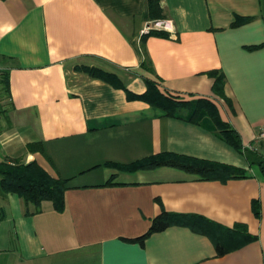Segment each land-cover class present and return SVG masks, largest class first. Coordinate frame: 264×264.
<instances>
[{
    "label": "crops",
    "instance_id": "obj_1",
    "mask_svg": "<svg viewBox=\"0 0 264 264\" xmlns=\"http://www.w3.org/2000/svg\"><path fill=\"white\" fill-rule=\"evenodd\" d=\"M263 1L159 0L158 17L149 0H0V163L67 186L61 212L0 192V264H264V174L195 105L264 158V47L247 50L264 43ZM155 21L166 36L141 35ZM146 82L185 105L139 99ZM163 153L244 175L118 168ZM162 212L179 223L136 240Z\"/></svg>",
    "mask_w": 264,
    "mask_h": 264
},
{
    "label": "trees",
    "instance_id": "obj_2",
    "mask_svg": "<svg viewBox=\"0 0 264 264\" xmlns=\"http://www.w3.org/2000/svg\"><path fill=\"white\" fill-rule=\"evenodd\" d=\"M158 1L159 0H149V3L152 12H157L158 17H160ZM251 19L252 18L236 17L231 26L238 27L248 23L251 21ZM150 33L166 36L158 31H150ZM262 47H264V43L247 47V50L252 51ZM90 74L97 77L102 76V74H100L98 71H93ZM3 78L5 83L6 79L4 76ZM103 78L108 79L107 76H103ZM146 84L148 90L143 96L138 97L139 99L145 100L152 105L163 108L168 114H174L178 107L185 105V102L175 101L161 95L154 88L155 86L152 82H146ZM5 90L7 91L6 83ZM195 105L196 113L210 114L212 118L215 119L217 128L220 130L222 138L237 151L244 154L250 165H257L264 174V158L257 156L252 152V150L244 148L241 145L236 132L229 128L225 123L219 122L216 109L213 106L208 105V103L205 101H197ZM37 147L38 145L36 144L29 145L31 151H34ZM160 166L174 167L188 173L197 174L204 179H218L220 181H225L232 177H242L244 175L242 169L229 165L197 160L186 156L169 153L150 156L129 166H119L118 168L124 171H135L140 169H152ZM66 190L67 186L64 180L59 177H52L42 168H40L35 161L27 164H22L16 160L12 161V164L0 163V192L18 195L26 206L30 204L37 210L43 201H50L53 204L54 209L61 212L64 208V196ZM252 210L257 217L260 216L261 208L257 201L252 202ZM176 218L177 217L175 216H171L162 212L160 216L156 217L152 221L148 231L136 240L142 241L153 232L161 231L169 225L179 223L178 219ZM181 224L184 223L181 222ZM252 239L253 238L249 236H245L244 241L248 242ZM216 248L219 251L217 244ZM233 249L234 248H230V250ZM230 250L225 248L220 253Z\"/></svg>",
    "mask_w": 264,
    "mask_h": 264
},
{
    "label": "built area",
    "instance_id": "obj_3",
    "mask_svg": "<svg viewBox=\"0 0 264 264\" xmlns=\"http://www.w3.org/2000/svg\"><path fill=\"white\" fill-rule=\"evenodd\" d=\"M153 23V25L151 23L145 25L144 28L141 30V35L149 33L155 28V26L166 25L162 21H155ZM260 137L264 138V130L260 133Z\"/></svg>",
    "mask_w": 264,
    "mask_h": 264
},
{
    "label": "rangeland",
    "instance_id": "obj_4",
    "mask_svg": "<svg viewBox=\"0 0 264 264\" xmlns=\"http://www.w3.org/2000/svg\"><path fill=\"white\" fill-rule=\"evenodd\" d=\"M0 91H5V83L3 76H0Z\"/></svg>",
    "mask_w": 264,
    "mask_h": 264
}]
</instances>
